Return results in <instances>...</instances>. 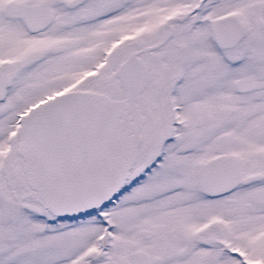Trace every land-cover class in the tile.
Returning a JSON list of instances; mask_svg holds the SVG:
<instances>
[{
	"label": "snow or ice",
	"instance_id": "snow-or-ice-1",
	"mask_svg": "<svg viewBox=\"0 0 264 264\" xmlns=\"http://www.w3.org/2000/svg\"><path fill=\"white\" fill-rule=\"evenodd\" d=\"M0 264H264V0H0Z\"/></svg>",
	"mask_w": 264,
	"mask_h": 264
}]
</instances>
